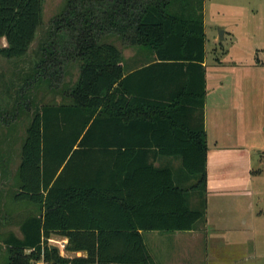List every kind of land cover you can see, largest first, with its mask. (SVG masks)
<instances>
[{
	"label": "trees",
	"instance_id": "trees-1",
	"mask_svg": "<svg viewBox=\"0 0 264 264\" xmlns=\"http://www.w3.org/2000/svg\"><path fill=\"white\" fill-rule=\"evenodd\" d=\"M205 0H67L39 46V60L20 87L16 111L29 104L23 92L47 84L66 101L45 103L25 129L15 170L12 119L0 114V175L12 178L5 191L0 227V264H153L146 230H190L207 213V34ZM44 0H0V56L24 57L43 23ZM137 46L144 62L128 72L121 48ZM1 39L6 40L2 44ZM68 63H78L75 81L63 82ZM191 112L197 115L190 119ZM6 133L5 135H3ZM144 139L174 142L187 158L182 167L200 204L186 202L188 187L174 181L170 167L149 161ZM184 142L186 148L182 149ZM13 148V149H12ZM1 150V146H0ZM187 151V154H186ZM162 174V191L142 196L138 174ZM134 189V190H131ZM155 190H150L153 192ZM178 209L154 210L174 225L140 224L144 204L176 199ZM180 200V201H179ZM114 218V222L107 219ZM68 237L66 249L86 251L67 258L48 242Z\"/></svg>",
	"mask_w": 264,
	"mask_h": 264
},
{
	"label": "crops",
	"instance_id": "crops-1",
	"mask_svg": "<svg viewBox=\"0 0 264 264\" xmlns=\"http://www.w3.org/2000/svg\"><path fill=\"white\" fill-rule=\"evenodd\" d=\"M142 55L143 53L138 50L131 56V60L126 59L125 66L128 72L141 66L143 62L136 61L142 59ZM204 64L207 83L204 116L208 144L206 218L198 221L195 228L190 230L164 229L142 232L154 257L153 264H259V260L264 258V187L256 177L260 179L262 173L252 166L254 153L241 150L245 145L238 110L234 108L236 111L233 112L224 108L219 113L210 106L207 56ZM223 86L224 83L221 84V87ZM235 100L236 98L230 99L229 103L231 101L232 105H236ZM195 115L197 112H191L190 119ZM212 136H215L214 142L213 140L211 142ZM262 142H251L249 147L258 146L257 152L264 151V140ZM144 144L145 148H148L150 162L158 168H172L175 183L190 188L184 194L186 202L192 208H196L200 204L201 194L191 188L194 180L188 179L181 165L187 155L182 151H173L174 142L165 139H144L142 145ZM181 144L182 149H185L186 144L184 142ZM245 155L248 157L243 160ZM217 162L220 164L219 173L213 175L211 165ZM239 163H243L245 172L241 170ZM137 176L139 178L134 179H140L139 183L142 186L138 193L142 196L162 191L164 179L162 174L146 173ZM142 207L143 214L139 220L132 219L129 222L142 225H174L176 222L172 217L163 214L157 219L153 212L178 209V194L176 199L165 202L162 200L155 206L144 204ZM107 221L114 222V218H108ZM52 238L63 240L66 244L69 240L63 235H54ZM59 251L62 256L70 259L87 256L86 251H70L66 247Z\"/></svg>",
	"mask_w": 264,
	"mask_h": 264
},
{
	"label": "rangeland",
	"instance_id": "rangeland-1",
	"mask_svg": "<svg viewBox=\"0 0 264 264\" xmlns=\"http://www.w3.org/2000/svg\"><path fill=\"white\" fill-rule=\"evenodd\" d=\"M66 1L44 0L43 23L24 57L8 59L0 56V114L3 120L14 117L12 125L8 126V129L3 127V130L7 132L14 124L17 125L13 138L12 170H15L18 165L21 140L32 114L42 104L66 101L61 93L62 83L58 91L51 89L47 84H38L34 87L32 83L35 82L30 77L39 60V46L45 40L52 20L61 11ZM204 16L210 106L219 113L224 108L233 112L236 111L234 108L238 110L245 145L241 150L254 153L252 166L254 169H259L260 174L262 173L260 179L256 177V180H259L264 187V151L257 152L258 146L249 147L251 142L261 143L264 140V0H205ZM220 29L224 30L223 40L219 38ZM109 40L121 48L125 64L126 59L131 60V56L141 50L137 46H124L114 36H111ZM1 42L6 44L5 39H1ZM136 62H144V60L142 58ZM77 74L78 63H68L65 67L63 82L75 81ZM26 78L32 84L23 92L29 109L20 113L15 108L20 87ZM222 83H224L223 87H221ZM233 98H236V105H232L231 101V104L229 103V100ZM225 101L228 102L225 103ZM214 137H211V142ZM0 146V153L4 154L8 149L7 143L1 142ZM246 157L248 156L245 155L243 160ZM243 163L238 164L241 170H244ZM219 169L218 162L212 163L213 175L218 174ZM11 183L12 178L5 180L0 175V217L4 214L2 202L5 191L11 187ZM8 230H14L20 236L19 226L11 217L7 225L0 227V234H5ZM3 253L4 245L0 244V255ZM259 264H264V258L259 260Z\"/></svg>",
	"mask_w": 264,
	"mask_h": 264
},
{
	"label": "built area",
	"instance_id": "built-area-1",
	"mask_svg": "<svg viewBox=\"0 0 264 264\" xmlns=\"http://www.w3.org/2000/svg\"><path fill=\"white\" fill-rule=\"evenodd\" d=\"M48 242H49V244H53V243L56 244L59 247V249H63L66 247V242L63 240H55L54 238H49ZM30 264H45L43 254H42L40 259H37V260L32 259Z\"/></svg>",
	"mask_w": 264,
	"mask_h": 264
},
{
	"label": "water",
	"instance_id": "water-1",
	"mask_svg": "<svg viewBox=\"0 0 264 264\" xmlns=\"http://www.w3.org/2000/svg\"><path fill=\"white\" fill-rule=\"evenodd\" d=\"M224 30L223 29H220V31H219V38H220V40H223L224 39ZM50 246L52 247V248H56V249H58L59 250V247L56 245V244H50Z\"/></svg>",
	"mask_w": 264,
	"mask_h": 264
}]
</instances>
